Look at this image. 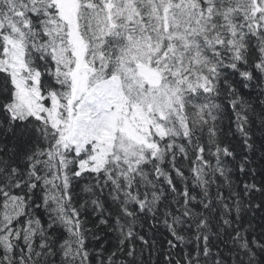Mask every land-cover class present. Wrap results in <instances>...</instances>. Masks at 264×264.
I'll return each instance as SVG.
<instances>
[{"label": "snow or ice", "instance_id": "obj_1", "mask_svg": "<svg viewBox=\"0 0 264 264\" xmlns=\"http://www.w3.org/2000/svg\"><path fill=\"white\" fill-rule=\"evenodd\" d=\"M0 264H264V0H0Z\"/></svg>", "mask_w": 264, "mask_h": 264}]
</instances>
